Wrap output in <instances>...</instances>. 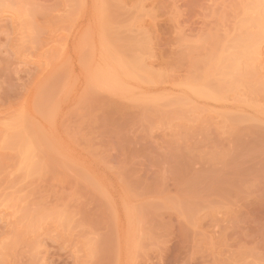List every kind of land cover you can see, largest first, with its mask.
<instances>
[{"label": "rangeland", "instance_id": "374dc122", "mask_svg": "<svg viewBox=\"0 0 264 264\" xmlns=\"http://www.w3.org/2000/svg\"><path fill=\"white\" fill-rule=\"evenodd\" d=\"M261 6L0 0V264H264Z\"/></svg>", "mask_w": 264, "mask_h": 264}, {"label": "bare ground", "instance_id": "6f19581e", "mask_svg": "<svg viewBox=\"0 0 264 264\" xmlns=\"http://www.w3.org/2000/svg\"><path fill=\"white\" fill-rule=\"evenodd\" d=\"M262 2V6H261V11H263L262 13H260L261 17L263 18V14H264V0H261ZM11 16L13 17V15L11 14ZM258 16V15H257ZM16 18V17H15ZM262 18H260L262 20ZM14 19V17L12 18ZM260 47H258L255 52L253 51V53L255 54L254 55V58L257 60L258 57H260V51L258 50ZM259 59V58H258Z\"/></svg>", "mask_w": 264, "mask_h": 264}]
</instances>
